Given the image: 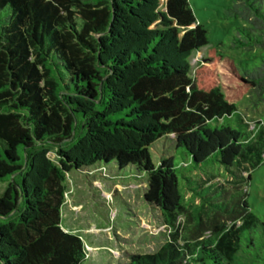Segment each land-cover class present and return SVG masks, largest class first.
Segmentation results:
<instances>
[{
	"label": "trees",
	"instance_id": "obj_1",
	"mask_svg": "<svg viewBox=\"0 0 264 264\" xmlns=\"http://www.w3.org/2000/svg\"><path fill=\"white\" fill-rule=\"evenodd\" d=\"M233 2L250 24L233 46L264 49L263 0ZM207 43L188 0H0V264H82L85 243L61 222L66 175L109 166L147 182L169 229L126 264H264L258 219L235 193L264 152L238 111L264 101V58L239 71L212 46L192 70ZM161 138L184 150L182 168L215 160L231 186L183 174L184 202L180 166L151 159Z\"/></svg>",
	"mask_w": 264,
	"mask_h": 264
},
{
	"label": "rangeland",
	"instance_id": "obj_2",
	"mask_svg": "<svg viewBox=\"0 0 264 264\" xmlns=\"http://www.w3.org/2000/svg\"><path fill=\"white\" fill-rule=\"evenodd\" d=\"M188 3L196 24L203 26L208 39L205 47L190 56L192 70L202 60L206 49L212 46H216L223 57L233 60L239 71L242 64L250 67L260 64L264 49L233 46L235 37H239L238 28L250 27L247 21L228 11L234 4L233 0H188ZM238 111L249 128L254 129L257 146L264 151V101L254 106L252 100L246 97L238 104ZM228 123L239 130L243 138L246 136L245 128L239 124L236 115ZM165 143L166 139L161 138L150 145L151 159L157 166L162 158L172 157L173 163L180 166L178 183L184 202L190 198V183L183 174L196 181L193 185L211 177L228 182L229 173L215 160L196 168H182L184 161L189 160L184 150ZM262 154L260 158L252 154L249 162L252 165L256 161L258 163L247 172L240 173L243 179H237L241 184L235 193L236 196L246 193L249 211L258 219L257 227L253 228L254 235L264 238V152ZM118 172L124 176L117 177V170L110 166L108 171L92 175L77 171L66 175L61 222L65 230L84 241L86 258L82 264H126L131 255L154 253L168 240L169 229L160 208L149 203L145 197L147 182L127 176L129 169ZM6 184L0 181V194Z\"/></svg>",
	"mask_w": 264,
	"mask_h": 264
}]
</instances>
